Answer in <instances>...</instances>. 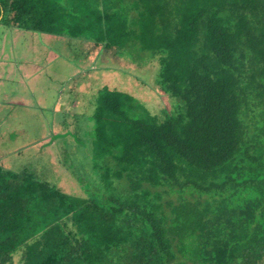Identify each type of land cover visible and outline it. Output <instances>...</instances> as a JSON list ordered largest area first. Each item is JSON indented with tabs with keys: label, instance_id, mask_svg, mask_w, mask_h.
Wrapping results in <instances>:
<instances>
[{
	"label": "trees",
	"instance_id": "1",
	"mask_svg": "<svg viewBox=\"0 0 264 264\" xmlns=\"http://www.w3.org/2000/svg\"><path fill=\"white\" fill-rule=\"evenodd\" d=\"M3 20L116 65L145 51L180 103L132 117L102 90L88 197L0 164V264H264V0H0Z\"/></svg>",
	"mask_w": 264,
	"mask_h": 264
},
{
	"label": "rangeland",
	"instance_id": "2",
	"mask_svg": "<svg viewBox=\"0 0 264 264\" xmlns=\"http://www.w3.org/2000/svg\"><path fill=\"white\" fill-rule=\"evenodd\" d=\"M4 21L0 22V164L11 171H27L72 195L88 197L90 187L99 182L94 165L101 161L94 153L93 113L102 90L116 89L130 96L134 109L125 107L132 117L147 111L162 118L174 112L180 100L158 87V64L147 62L145 51L138 62L121 59L116 65L110 62L111 54L109 62L99 52L88 56L86 43L81 47L66 35ZM48 47H53V54ZM38 83L45 88L43 110L33 106L37 96L32 93ZM68 89L67 101L64 91ZM62 103L67 108L56 110ZM121 105L122 101L103 98L98 113L125 119ZM3 107L13 114L3 116ZM21 253L20 249L13 254L12 264L21 262Z\"/></svg>",
	"mask_w": 264,
	"mask_h": 264
},
{
	"label": "crops",
	"instance_id": "3",
	"mask_svg": "<svg viewBox=\"0 0 264 264\" xmlns=\"http://www.w3.org/2000/svg\"><path fill=\"white\" fill-rule=\"evenodd\" d=\"M67 44L69 45L70 43L67 42ZM47 51H48V53L53 54L55 50L53 49V47H48L47 48ZM34 87L35 88H34V91H33L32 95H33V97H34V95H36L37 96V100L35 102L33 101V104H34L33 106H36L37 105L38 107H41L42 108L41 110H43L44 109L43 106L45 105V101H44V96H45L44 90H45V88L40 83L36 84ZM64 89H65V87H64ZM64 93L67 94V98L66 99L68 101L69 100V96H70V94H69L70 93V90L68 89V92L64 91ZM16 97H17V95H13L12 98H15L16 99ZM6 99H5V97L2 98V100H6ZM18 102H20V101L18 100L17 103ZM14 103L16 104V100L14 101ZM62 104H63L62 105V108L60 109V108L56 107V110H60V111L62 110L63 111L64 105H66V104H64V103H62ZM66 108H67V105H66ZM2 111H4L3 116H6L5 114H7V116H11V114H13L12 111H9V110L5 109L4 107L2 108ZM5 111H6V113H5ZM38 113H39V111H38ZM45 137H47V136L45 135ZM48 138H44V139L47 140Z\"/></svg>",
	"mask_w": 264,
	"mask_h": 264
}]
</instances>
